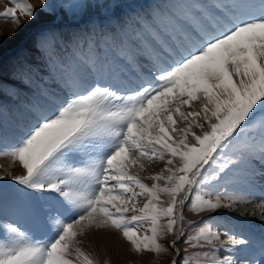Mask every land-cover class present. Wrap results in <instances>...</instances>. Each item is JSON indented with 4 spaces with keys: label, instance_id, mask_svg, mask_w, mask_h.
Listing matches in <instances>:
<instances>
[{
    "label": "snow or ice",
    "instance_id": "obj_1",
    "mask_svg": "<svg viewBox=\"0 0 264 264\" xmlns=\"http://www.w3.org/2000/svg\"><path fill=\"white\" fill-rule=\"evenodd\" d=\"M10 3L0 17L17 28V13L38 15L26 0ZM39 3L41 12L50 8L48 0ZM71 6L91 9L93 2ZM214 6L217 14L199 13L190 33L172 44L152 28L156 13H127L122 4L110 8L115 25L88 20L69 33L40 30L34 47L42 63L19 62L13 70L30 82L57 65L63 82L53 85L58 92H41L43 103H27L26 130L0 151L21 167L0 176L19 186L16 193L0 186V264H98L81 247L93 230L118 233L136 253L166 254L165 264H238L232 254L250 241L227 232L222 239L210 221L252 203L231 193L264 180V0ZM133 26L149 38L137 32L125 39ZM98 34L108 49L102 55L94 51ZM67 49L76 63L62 55ZM2 109L0 140L16 135ZM39 201L49 209L46 238L6 216L39 225ZM257 207L264 221V200ZM244 264H264V241Z\"/></svg>",
    "mask_w": 264,
    "mask_h": 264
},
{
    "label": "rangeland",
    "instance_id": "obj_2",
    "mask_svg": "<svg viewBox=\"0 0 264 264\" xmlns=\"http://www.w3.org/2000/svg\"><path fill=\"white\" fill-rule=\"evenodd\" d=\"M26 2L37 11L38 15L35 19L29 20L17 13L19 22V28H17V24L11 22L10 18L0 17V51L4 54V67L3 71H0V104L3 106L2 110L7 123L15 129L16 133L14 136L0 140V151L10 149L19 135L26 130L28 122L22 115V109L27 103H43L41 92H58L59 88L53 87V85L59 86L63 82V69L57 65L47 69L42 68L30 82L27 79L22 81L21 77L13 70V66L19 62L29 61L34 66L42 63L40 54L34 47V42L41 29L55 28L58 31L69 33L76 31L77 27L83 28L88 20L96 21L105 27L115 25L117 19L109 20L107 17L110 15V8H114L116 4H122L127 13L137 11L146 15L156 13L159 22L150 21L152 28L160 34L163 41L172 44L180 42L185 34L190 33L191 26L201 18L199 13L217 14V9L214 6L217 4L216 0H92L91 9L84 6L72 8L74 0H48L50 8L43 12L40 11L39 0H26ZM105 4L109 7L105 8L103 6ZM97 5L100 6L97 7ZM12 6L10 0H0V12ZM53 8L55 11L50 10ZM137 32L142 33L145 39L149 38L148 33L135 26L124 38L133 41ZM93 39L95 40L94 51L96 54L102 55L108 51L101 35L98 34ZM83 49H87V43H84ZM144 54L148 55L149 52L146 51ZM62 55L66 60L76 63L75 53L71 49L65 50ZM255 167L259 169L260 165L257 163ZM159 168L160 165H155L148 171H158ZM20 172L21 167L18 162L13 163L10 157H0V176L7 177L9 173L20 174ZM145 182L148 183V181ZM0 186H3L4 191L11 193H16L19 187L7 178L0 181ZM231 194L253 202L242 203L235 212L222 210L210 223L216 226L213 231L218 229L222 239H226L225 232H227L237 238L250 241L247 250L232 254L238 264H244L245 259L250 258L251 253L258 250L259 244L264 241V221L259 220L260 212L257 207L264 200V180L257 176L254 187H241L233 190ZM21 195L23 194L21 193ZM23 198L27 199L28 197L23 196ZM41 206L43 211L40 213L41 222L39 225L29 218L14 216L11 212L6 213V216L8 220L19 223L23 229L30 233H34L40 238H46L49 230L43 226V222L49 209L44 201L38 202L37 207ZM253 212H256V215H252ZM51 215L55 217L57 214L51 212ZM186 216L191 219H199V217H191L187 213ZM54 227L53 224L49 225V228L53 230ZM82 241V249L91 255L98 264H105V261L107 264H165L169 258L166 254L157 256L136 253L118 233L108 230H93L84 236ZM216 247L219 245L217 244Z\"/></svg>",
    "mask_w": 264,
    "mask_h": 264
},
{
    "label": "bare ground",
    "instance_id": "obj_3",
    "mask_svg": "<svg viewBox=\"0 0 264 264\" xmlns=\"http://www.w3.org/2000/svg\"><path fill=\"white\" fill-rule=\"evenodd\" d=\"M216 1L218 2V0H216ZM251 208H252V207H251ZM253 209H254V208H253ZM256 209H257V208H256ZM258 209H259V208H258ZM259 220H261V219H259ZM259 220H258V221H259Z\"/></svg>",
    "mask_w": 264,
    "mask_h": 264
}]
</instances>
